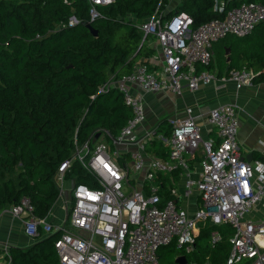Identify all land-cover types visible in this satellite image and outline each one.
<instances>
[{"label":"built area","instance_id":"obj_1","mask_svg":"<svg viewBox=\"0 0 264 264\" xmlns=\"http://www.w3.org/2000/svg\"><path fill=\"white\" fill-rule=\"evenodd\" d=\"M87 1L91 22L100 16L98 6L114 0ZM161 15L156 10L137 24L144 34L155 36L159 47V56L148 59L152 68L137 62L130 72L110 77L99 89L115 88L131 111L119 133L111 137L114 156L104 141L90 148L88 142L79 145L74 140L75 149L56 172V201L64 207L63 222L49 221L51 210L36 216L26 197L10 207V214L23 222L30 237H39V228L43 236L58 232L53 244L59 264H160L158 250L172 241L183 251L176 257L183 255L187 264H199L186 254L194 251L199 224L205 222L234 229L226 264H264V212L251 216L264 199V159L247 161L240 156L237 107L224 104L209 111L206 121L219 138L215 142L202 137L191 107H186L183 118H168L163 129L145 127V105L137 91L180 94L215 82L218 89L228 82L238 88L251 85L256 75L252 68H232L219 76L200 66L211 64L213 44L220 39L246 36L264 24V4L244 2L197 26L185 11L167 18ZM77 22L75 16L68 19V25ZM153 142L165 146V157L155 153ZM75 161L89 175L90 184L66 178ZM174 173L182 188L177 181L166 184L170 197L162 200V179ZM67 180L72 182L67 188L69 200L63 197ZM193 192L197 201L190 211L187 203ZM220 239L219 231L213 230L210 244ZM7 261L4 258L0 264Z\"/></svg>","mask_w":264,"mask_h":264},{"label":"trees","instance_id":"obj_2","mask_svg":"<svg viewBox=\"0 0 264 264\" xmlns=\"http://www.w3.org/2000/svg\"><path fill=\"white\" fill-rule=\"evenodd\" d=\"M249 1L264 4V0H226L219 9L213 7V0H180L161 16L185 11L197 26ZM158 2L114 0L98 6L100 16L90 22L97 34L92 35L85 25L87 0H0V212L26 197L36 216H46L58 197V165L70 157L74 140L93 148L99 141L96 134L119 133L131 117L130 108L115 88L99 89L110 77L130 72L137 62L152 68L148 59L156 49L149 39L155 36L143 39L137 24L157 10ZM71 16L78 22L68 25ZM213 51L214 61L200 69L216 68L221 76L246 66L256 73L252 83L264 82V24L246 36L220 39ZM164 123L158 128L163 129ZM152 146L157 155L166 156L161 143ZM71 177L90 184L77 161L66 173L67 179ZM178 178L177 173L163 177L162 200L170 197L168 187ZM213 230L221 239L212 246ZM39 232L31 245L9 247L4 256L8 264H59L53 244L58 232L48 236L40 228ZM233 232L229 224L200 223L191 258L197 263L226 264ZM164 256L173 257V248Z\"/></svg>","mask_w":264,"mask_h":264},{"label":"crops","instance_id":"obj_3","mask_svg":"<svg viewBox=\"0 0 264 264\" xmlns=\"http://www.w3.org/2000/svg\"><path fill=\"white\" fill-rule=\"evenodd\" d=\"M154 44L156 55L159 56L160 50L156 41ZM214 58L215 54L213 61ZM213 71L217 74L216 68ZM137 91L141 93L145 105V127L166 123L167 119L171 117L183 118L186 116V107H191L192 115L201 126L202 137L204 139L212 138L215 142H218L219 138L215 129L206 121L209 111L224 104L235 105L237 111L240 109V114L237 112L239 122L237 138L240 156L245 160L247 157L250 161L264 159V82L243 85L239 88L233 82H228L221 89L216 88L215 82L201 86L193 92L184 90L180 94L168 91L155 93ZM177 180L179 181V179ZM177 186L181 189L182 182H178ZM196 195L197 192H193L188 199L187 205L190 211L195 208ZM9 209L5 208L0 212V257L7 254L9 247H26L36 239L25 233L23 222L19 218L13 217ZM52 209L48 217L49 221L60 224L65 217L62 203L56 201ZM263 212L264 199L253 210L251 216L255 218Z\"/></svg>","mask_w":264,"mask_h":264},{"label":"rangeland","instance_id":"obj_4","mask_svg":"<svg viewBox=\"0 0 264 264\" xmlns=\"http://www.w3.org/2000/svg\"><path fill=\"white\" fill-rule=\"evenodd\" d=\"M180 0H159L158 2V7H157V10H159V12L162 13V15H165L167 14V12H169L170 10L174 9L176 7V4L179 2ZM226 0H213V7H220L224 4ZM160 4V5H159ZM231 36V35H228V37ZM154 41L152 38L149 39V43L150 44H154ZM155 45V44H154ZM229 53V52H228ZM227 53V55H228ZM239 114H240V109H238L237 111ZM238 117V115H237ZM239 123V122H238ZM239 125V124H238ZM77 130V128H76ZM76 132V131H75ZM75 134V133H74ZM99 141H104L107 146L109 147V153L113 155V149H114V146H113V143H112V140H111V137H107L105 135H99ZM97 141V140H96ZM95 142V141H94ZM88 146L90 147V145L88 144ZM119 148H122L121 145H117ZM7 176V175H6ZM72 185V182L71 181H66L65 182V190L63 192V197L66 199V200H69L70 199V194H69V191L67 190V188H70ZM53 210V209H52ZM63 222V221H62ZM68 225V223H67ZM204 242V241H203ZM170 247L173 248V251H174V256L171 257V258H167L164 256V251L168 250ZM178 252H183L181 249L179 248H176L175 246V241H172V243H170L169 245L167 246H163L159 249V253H158V256H159V261H160V264H173L174 260H175V257L178 255L177 253ZM187 255V258L189 260H193L192 257V254H186ZM4 260V256L3 257H0V261H3ZM206 262L204 263H199V264H205Z\"/></svg>","mask_w":264,"mask_h":264},{"label":"water","instance_id":"obj_5","mask_svg":"<svg viewBox=\"0 0 264 264\" xmlns=\"http://www.w3.org/2000/svg\"><path fill=\"white\" fill-rule=\"evenodd\" d=\"M85 25H86V27L88 28V30L90 31V33H91L92 35H96V34H97V29H95V28L91 25L90 22L85 23ZM147 35H148V34H144L143 39H144ZM228 51H229V49L227 48L226 53H228ZM98 137H99V133L96 134L95 138H98ZM246 160H247V161H250L249 158H247V157H246ZM174 263H176V264H187V259H186L185 256L181 255V256H178V257L175 258Z\"/></svg>","mask_w":264,"mask_h":264}]
</instances>
